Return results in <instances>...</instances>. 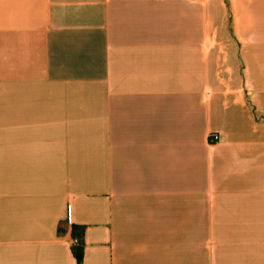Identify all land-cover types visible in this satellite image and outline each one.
I'll use <instances>...</instances> for the list:
<instances>
[{"label": "crops", "instance_id": "0c3cea01", "mask_svg": "<svg viewBox=\"0 0 264 264\" xmlns=\"http://www.w3.org/2000/svg\"><path fill=\"white\" fill-rule=\"evenodd\" d=\"M0 264H264V0H0Z\"/></svg>", "mask_w": 264, "mask_h": 264}, {"label": "trees", "instance_id": "16d2710c", "mask_svg": "<svg viewBox=\"0 0 264 264\" xmlns=\"http://www.w3.org/2000/svg\"><path fill=\"white\" fill-rule=\"evenodd\" d=\"M73 237H77V239L79 240L77 245L72 247V251H73V255H74L76 261L80 262L81 258H82V245H81V242H80V239H79L80 236L76 235L74 230H73Z\"/></svg>", "mask_w": 264, "mask_h": 264}, {"label": "built area", "instance_id": "2783aa9c", "mask_svg": "<svg viewBox=\"0 0 264 264\" xmlns=\"http://www.w3.org/2000/svg\"><path fill=\"white\" fill-rule=\"evenodd\" d=\"M218 141H219L218 135H216V134H210L209 135V138H208L209 144L213 145V144L217 143ZM78 242H79V240L77 238H74L71 242L72 246L73 247L76 246Z\"/></svg>", "mask_w": 264, "mask_h": 264}]
</instances>
